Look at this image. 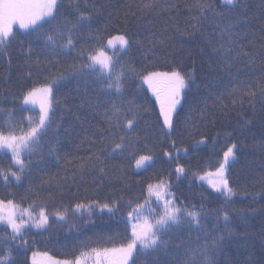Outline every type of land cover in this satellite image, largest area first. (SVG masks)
I'll use <instances>...</instances> for the list:
<instances>
[{
    "label": "trees",
    "instance_id": "trees-1",
    "mask_svg": "<svg viewBox=\"0 0 264 264\" xmlns=\"http://www.w3.org/2000/svg\"><path fill=\"white\" fill-rule=\"evenodd\" d=\"M92 2L93 0H80L81 7L85 3L91 5ZM191 2L192 0H160L164 8L169 3L178 5V8L169 13L160 8L142 9L141 0H97V5L102 4L104 8L100 14L93 16V33L103 34L105 43L110 36L125 32L134 40L127 53L122 54L115 70L120 72L121 66H126L124 97L134 100L140 106L144 120L147 121V125L144 120L141 121V139L144 140L145 133H148V137L139 145L138 154H146L151 150L156 158L155 163L146 171L136 170L134 160L125 155L111 161V164L123 166L126 173L123 176L119 169L112 172L110 165L111 178L106 179L103 184L93 183L92 176H85L83 180L77 176L75 182L71 179L64 182L63 177H71L79 166L78 158L88 155L85 137L91 136L96 127L103 124V120L89 107V101L95 100L97 96L90 77L75 75L62 80L53 90V101H59L54 103V123L42 138L41 149L29 158L32 163L25 178L19 184L12 182L7 188L0 180V199H14L17 203L23 202L24 207L36 201L46 207L50 214V226L46 231L26 234V246L22 247L19 241L12 245L15 264H32V252L38 253V264H54L55 261L65 260L75 264L81 252H90L91 248L119 247L126 243L130 237V229L126 225L130 209L124 205L129 200L133 201V206L144 203L147 185L155 184L161 179L171 186L178 206H187L189 210L195 206V210L199 211L203 205V212L201 228L195 225L183 226L165 237L166 254L162 251L159 259L163 264L199 261V254L194 255V252L203 248L205 236H221L224 231L220 209L225 201L210 187L208 181L211 175L206 174L215 173L223 159V152L232 143L241 146L236 161L231 164L227 173L230 185L238 193L233 197L230 208V211L235 210L229 226L232 235L225 237L213 258L216 264H264V106L259 92L261 80L264 79V69L261 67L264 60V51L261 50L264 0H240L239 6L231 12V16L237 21L235 31L242 33L244 37L240 43L244 45L245 51H252L256 56L255 63L251 65L247 63V57H244L234 69L236 79L231 80L223 73L209 69L207 58L200 52V48L204 47L199 42L202 38H193L184 31L186 22L196 14L194 9L188 8ZM213 2L217 5V11H226L219 7V0ZM69 4L70 0H61L57 20L74 21L75 17L70 15L73 9ZM132 12L136 15L133 16ZM170 16L175 18L180 31H176L174 26L170 27L169 47L158 49L155 58L150 54L146 55L147 37L153 31L159 33L162 27L170 25ZM212 24L210 17L205 22L209 32L212 31ZM14 29L17 31V40L12 41L6 54L0 49V123L9 122L10 110L14 113L12 122H20L29 115L37 118L36 109L24 106L29 110L23 113L18 110L22 94L33 86H40L50 76L47 70L38 73L33 65V75L31 79L27 77L29 63L20 47V41L24 40L27 46L30 37L24 34V30L18 27ZM76 39L77 51L94 47L96 43L91 41L87 28L81 30ZM135 41H141L143 46ZM250 42H254V48L250 46ZM75 57V51L69 56L53 57L52 64L47 67L52 74L71 72L70 65L83 62ZM173 68L184 72H191L195 68V83L186 90L181 104L177 106L179 127L172 136L176 141L175 148L171 146V140L158 135L159 125L156 121L159 104L151 89L140 79L149 71H169ZM235 86H239L242 91L257 92L253 101L254 108L248 99L244 100L242 106H233L228 98L223 101L227 107H217L216 97L221 94L227 97L226 89ZM113 99L116 97L113 96ZM202 111L207 113L206 119H199ZM189 117L198 127L185 126L184 121ZM24 123L26 126V120ZM202 138H206V142L197 146L196 142ZM50 146L57 148V154L61 157L59 161L48 154ZM176 148L181 151L177 152ZM184 148L188 149L186 153ZM164 151L171 152L178 159L170 161L163 155ZM10 163V154L9 157L0 159V167L5 170ZM177 166L185 169V173L179 178L175 172ZM200 176H205V179H199ZM57 180L61 181L59 185ZM244 193H261V196L253 200L246 198ZM96 200L102 203L116 201L121 210L114 216L98 210L91 213L85 211L83 215L79 212L73 214L72 209L76 203L88 204ZM149 207L155 208L156 204ZM65 209H68L66 213ZM35 211L38 213L39 208ZM57 211L65 213L67 219L58 221L54 215ZM144 216H148V210L144 212ZM214 226L219 231H214ZM4 227L0 224V255L8 247L3 240L10 238L3 231ZM155 257L154 253L151 258ZM147 259L150 258L137 257L136 264H146ZM82 260L83 264H95L94 255L85 256Z\"/></svg>",
    "mask_w": 264,
    "mask_h": 264
},
{
    "label": "snow or ice",
    "instance_id": "snow-or-ice-1",
    "mask_svg": "<svg viewBox=\"0 0 264 264\" xmlns=\"http://www.w3.org/2000/svg\"><path fill=\"white\" fill-rule=\"evenodd\" d=\"M239 3L240 0H219V7L226 11H217V5L213 0H192L188 8L194 9L196 14L186 22L187 26L184 29L189 36L202 38L199 42L204 47L200 48V52L207 58L209 69L223 73L230 80L236 79L234 69L244 57H247L249 65L255 63L256 60L253 52L245 51L244 45L240 43L244 38L243 34L235 31L237 21L231 16V12L239 6ZM69 7L73 9L70 15L75 17L74 21L57 20L61 0H0V49H3L6 54L12 41L17 40V31L14 26L18 25V28L24 30V34L30 37L27 46L24 40L20 41V47L29 63L27 77L31 79L33 65L38 73L47 70L50 74L40 86H33L22 94V102L18 110L23 113L29 110L24 107L25 105L39 104L38 119L29 115L20 122H12L14 113L10 110L9 122L0 123V159L9 157L10 154L11 161L6 170L0 167V180L3 181L5 188L12 182L19 184L25 178L32 163L29 158L41 149V140L54 123V103H59V101H53V90L62 80L75 75L91 78L97 96L95 100L89 101V107L101 116L103 124L98 125L91 136L85 137L88 155L78 158L79 166L72 172L71 177H63L64 182L69 179L75 182L77 176L81 180L85 176H92L93 183L103 184L106 179L111 178L110 165L112 172L119 169L123 176L126 174L123 166L111 164V161L125 155L134 160L136 170L146 171L155 163L156 158L151 150H148L146 154H138L139 145L148 137V133H145L142 141L140 135L141 121L144 120L143 110L134 100L124 97V86L127 79L124 68L126 66H121L120 72L115 70L122 54H126L132 47L133 38L125 32L110 36L105 43L103 34L93 33L91 28L93 16L100 14L104 8L102 4L97 5V0H93L91 5L85 3L84 7H81L80 0H70ZM140 8L148 10L160 8L170 13L172 9L178 8V5L169 3L164 8L160 0H141ZM131 14L136 15L135 12ZM210 17L213 20L211 32L205 25ZM169 19L172 22L170 25L162 27L159 33L153 31L147 37L146 55L150 54L155 58L158 49L169 47L170 27L174 26L176 31H180L175 18L170 16ZM85 28L89 30L91 41L96 42L95 46L77 51V35ZM261 39V50L264 51V36ZM135 43L143 46L141 41H135ZM250 46L254 48V42H250ZM74 51L76 52L75 59L83 62L79 64L74 62L70 65L71 72L52 74L47 65L52 64L53 57L69 56ZM261 67L264 69V60H262ZM140 79L151 89L159 104L156 121L159 125L158 135L171 140V146L175 148L176 141L172 139V136L179 127L177 106L181 104L186 90L192 83H195V68L191 72L176 68L169 71H149ZM226 92L227 97L223 94L216 97L217 107H227L223 101L228 98L233 106L237 104L242 106L244 100L248 99L254 108L253 101L257 95L256 91H242L239 86H235L226 89ZM259 92L262 97L261 104L264 106V79L261 80ZM113 96L116 97L115 100ZM206 118L207 113L202 111L199 119ZM24 120H26V126ZM144 123L147 125L146 120ZM184 124L186 127H198L191 117L187 118ZM205 142L206 138H202L196 142V145ZM144 147H148L146 143ZM240 150V145L232 143L223 152V159L215 173L206 174L215 177L208 183L213 191L222 196L225 201L220 209L223 235L205 236L203 248L194 252V255L199 254L200 260H188L185 264H216L213 258L215 253L220 250L225 237L232 235L229 226L235 210L230 211V208L233 197L238 193L230 185L227 173L231 164L236 161L237 152ZM176 151L180 152L181 149L176 148ZM183 151L186 153L188 149L184 148ZM48 154L54 156L56 161L61 159L55 146L49 147ZM163 155L170 161L178 159L168 151H164ZM175 172L179 178L185 173V169L183 166H177ZM198 178L204 180L205 176ZM56 183L59 185L61 181L57 180ZM243 195L255 200L257 196H261V193H244ZM153 203L156 207L150 208L149 206ZM124 206L130 209L126 220L127 228L130 229L127 242L119 247L91 248L90 252H81L75 264H83L82 258L89 255L95 256V264H129L130 261L131 264H136V259L140 256L150 258L146 260V264H163L159 259V254L162 251L166 254V236L183 226L202 227L203 205L199 211L195 210V206H192V210H189L187 206H178L171 192V186L162 179L155 184L147 185V197L144 203H136L133 206V201L129 200ZM36 208H39L38 213L35 211ZM96 210L114 216L121 208L116 201L102 203L96 200L88 204L76 203L72 209L74 215L77 212L83 215L85 211L91 213ZM146 210H148V216H144ZM67 211L68 209H65V213ZM65 213L57 211L54 215L58 221H65L67 219ZM49 219L50 214L46 207L36 201L24 207L23 202L17 203L14 199H0V224L5 226L3 231L10 237L3 240L8 247L5 253L0 255V264H15L12 258V245L17 241L22 247L28 245V240L25 239L26 234L31 233L33 229L46 231L50 226ZM214 231H219V229L214 226ZM154 253L156 257L151 258ZM37 256L38 253L32 252V264H38ZM54 264H73V262L55 261Z\"/></svg>",
    "mask_w": 264,
    "mask_h": 264
},
{
    "label": "rangeland",
    "instance_id": "rangeland-1",
    "mask_svg": "<svg viewBox=\"0 0 264 264\" xmlns=\"http://www.w3.org/2000/svg\"><path fill=\"white\" fill-rule=\"evenodd\" d=\"M15 27H18V25L14 26V28H15ZM117 47H118V45H117ZM109 54H111V50H109ZM25 106H28V107H31V108H33V109L38 110V115H37V119H38V116H39V104H35V105H25ZM213 179H215L214 176L209 177V180H213ZM32 231H41V230L33 229ZM32 231H31V232H32ZM129 263H130V262H129Z\"/></svg>",
    "mask_w": 264,
    "mask_h": 264
}]
</instances>
